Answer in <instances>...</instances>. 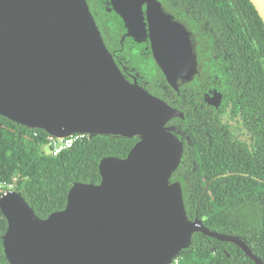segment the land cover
I'll use <instances>...</instances> for the list:
<instances>
[{"label":"water","instance_id":"1","mask_svg":"<svg viewBox=\"0 0 264 264\" xmlns=\"http://www.w3.org/2000/svg\"><path fill=\"white\" fill-rule=\"evenodd\" d=\"M109 1L129 36L150 37L174 89L194 78L185 24L157 0ZM250 1L264 22V0ZM0 115L58 138L139 137L125 159L101 160L99 184H74L65 209L47 219L21 193H4L9 264H173L198 232L264 264L242 238L188 218L182 189L170 183L184 147L166 127L183 114L125 78L87 0H0Z\"/></svg>","mask_w":264,"mask_h":264},{"label":"trees","instance_id":"2","mask_svg":"<svg viewBox=\"0 0 264 264\" xmlns=\"http://www.w3.org/2000/svg\"><path fill=\"white\" fill-rule=\"evenodd\" d=\"M157 1L176 21L196 26L191 32L195 52L201 57L204 54L211 66L208 73H223L219 68L227 64L225 56L233 52L240 57L236 74L244 81L263 82L257 99L259 105L264 103V22L250 0ZM87 3L102 33L99 17L110 1ZM105 20L110 22L104 24L105 31H112L115 21L121 27L119 18ZM171 90L175 103L161 94L155 97L183 113V117H176L182 120L176 124L194 142L187 147L182 140V160L170 180L182 189L188 218L202 221L211 231L242 238L264 261V151L253 162L228 143L211 145L210 134H206L211 129L210 121L195 124L193 108L182 101L183 95L187 101L192 100V93L179 96V90ZM50 136L0 115V182L12 185L11 190L0 191V198L6 191L21 193L41 219L65 209L74 184H99L102 159H125L138 142L136 137L86 136L71 149L53 156L42 153ZM194 160L196 163H192ZM7 229V219L0 209V264H9L3 247ZM177 259L178 264H255L237 245L199 232Z\"/></svg>","mask_w":264,"mask_h":264},{"label":"flooded vegetation","instance_id":"3","mask_svg":"<svg viewBox=\"0 0 264 264\" xmlns=\"http://www.w3.org/2000/svg\"><path fill=\"white\" fill-rule=\"evenodd\" d=\"M103 7L105 10L99 17L101 34L122 74L129 82H136L151 95L161 94L164 98L167 97L172 103H175L176 96L171 90L174 88L169 84L154 59L150 37L148 36L144 41H137L139 38L135 39L129 36L124 21L119 14L112 10V5L107 4ZM100 8H102L101 5ZM112 17L113 20L116 18L121 20V27H119L118 21H115V24L112 23L110 27L112 31H105L104 24L108 22L105 19ZM185 26L190 32L196 28V26L194 28L188 24ZM147 28L150 29V26ZM199 38L202 40L200 35ZM202 57L198 53L197 73L194 78L188 82L179 81L180 94L178 95L192 93V100L187 101L183 95L182 101L187 107L191 105L193 108L196 117L195 124L204 125L206 120L210 121L211 129L206 134H210L211 145L228 143L231 147L241 150L250 161L255 162L259 153L264 151V103L259 105L257 99L260 93L259 88L263 87V82L254 83L240 78L236 74L238 72L236 65L240 57L234 55L233 52H229L225 56L227 64H223L219 68V70H224L223 73L216 70L212 74L208 73L211 66L204 54ZM215 58L217 57L215 56ZM180 119L170 120L166 127L173 129L176 137L181 142L182 140L186 141L188 147V144L194 142L188 133L181 130L176 124V122L182 121ZM135 137L139 141V137ZM192 163H196V161L194 160Z\"/></svg>","mask_w":264,"mask_h":264},{"label":"built area","instance_id":"4","mask_svg":"<svg viewBox=\"0 0 264 264\" xmlns=\"http://www.w3.org/2000/svg\"><path fill=\"white\" fill-rule=\"evenodd\" d=\"M86 136L87 135L85 134H73L65 138L50 136L47 145L51 149V155L57 156L63 151L71 149L78 141L84 139ZM4 188H8L11 190L12 185L7 184L5 182H0V191H2ZM173 264H178V259H175Z\"/></svg>","mask_w":264,"mask_h":264},{"label":"rangeland","instance_id":"5","mask_svg":"<svg viewBox=\"0 0 264 264\" xmlns=\"http://www.w3.org/2000/svg\"><path fill=\"white\" fill-rule=\"evenodd\" d=\"M42 153H45V154H48V155L50 154L51 155V149L49 148L48 145L42 147Z\"/></svg>","mask_w":264,"mask_h":264}]
</instances>
